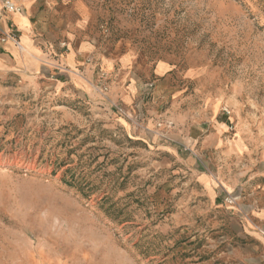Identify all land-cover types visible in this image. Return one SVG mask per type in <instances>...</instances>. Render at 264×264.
Returning a JSON list of instances; mask_svg holds the SVG:
<instances>
[{"label":"rangeland","instance_id":"obj_1","mask_svg":"<svg viewBox=\"0 0 264 264\" xmlns=\"http://www.w3.org/2000/svg\"><path fill=\"white\" fill-rule=\"evenodd\" d=\"M66 2L101 53L143 60L140 89L126 103L105 74L99 96L0 78V264H253L264 0Z\"/></svg>","mask_w":264,"mask_h":264},{"label":"crops","instance_id":"obj_2","mask_svg":"<svg viewBox=\"0 0 264 264\" xmlns=\"http://www.w3.org/2000/svg\"><path fill=\"white\" fill-rule=\"evenodd\" d=\"M14 1L23 12L6 15L3 27L17 30L24 49L0 40V78L19 80L27 89L51 88L62 94L91 96L98 95L96 82L105 74L117 82L109 90L111 99L133 101L140 89L136 76L143 69V60H134L130 52L101 53L96 40L84 34L89 19L80 2L73 8L67 0ZM253 217L262 219L264 225V208ZM251 229L244 227L243 236L249 243L241 248V256L248 263L264 264V235Z\"/></svg>","mask_w":264,"mask_h":264},{"label":"built area","instance_id":"obj_3","mask_svg":"<svg viewBox=\"0 0 264 264\" xmlns=\"http://www.w3.org/2000/svg\"><path fill=\"white\" fill-rule=\"evenodd\" d=\"M23 12L22 6L17 4L14 0H0V29H1V38L2 42H11L16 48L22 50L23 45L20 42L19 35L17 30L12 26L8 28L3 27V23L6 15L19 14ZM104 90V89H102ZM230 202L236 201L235 197L227 198Z\"/></svg>","mask_w":264,"mask_h":264}]
</instances>
